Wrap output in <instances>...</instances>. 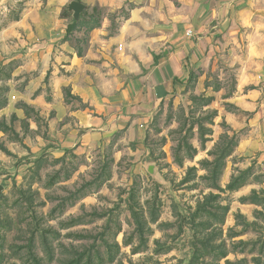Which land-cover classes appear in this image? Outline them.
I'll return each mask as SVG.
<instances>
[{
    "label": "rangeland",
    "instance_id": "374dc122",
    "mask_svg": "<svg viewBox=\"0 0 264 264\" xmlns=\"http://www.w3.org/2000/svg\"><path fill=\"white\" fill-rule=\"evenodd\" d=\"M70 1L0 0V264H264V0Z\"/></svg>",
    "mask_w": 264,
    "mask_h": 264
},
{
    "label": "crops",
    "instance_id": "0c3cea01",
    "mask_svg": "<svg viewBox=\"0 0 264 264\" xmlns=\"http://www.w3.org/2000/svg\"><path fill=\"white\" fill-rule=\"evenodd\" d=\"M213 1L217 2V0H213ZM229 1L230 0H227V3H229ZM232 2L233 3L235 2L236 4H241L244 2V0H232ZM227 5H225V8L223 7L222 12L225 11V9L227 8ZM218 13L216 12V9H213V11H212L213 16L218 14ZM202 42L203 41L201 40L200 45H202ZM198 48H195V46L190 45V44H183L180 47V49L177 50L175 53H173L171 56L165 57L164 61L169 66L170 70H172L173 75L178 76L181 80L188 78L189 68H188V62H187V55L191 51L192 52L191 62L196 63V61L198 60V56L196 54V52H198L197 51ZM164 54H166V53H164ZM162 92L164 93V90H162Z\"/></svg>",
    "mask_w": 264,
    "mask_h": 264
},
{
    "label": "water",
    "instance_id": "95a60500",
    "mask_svg": "<svg viewBox=\"0 0 264 264\" xmlns=\"http://www.w3.org/2000/svg\"><path fill=\"white\" fill-rule=\"evenodd\" d=\"M68 9L73 11V19L79 20L82 12L86 9V4L79 0H72L68 4ZM3 186L0 185V197L2 196Z\"/></svg>",
    "mask_w": 264,
    "mask_h": 264
},
{
    "label": "trees",
    "instance_id": "16d2710c",
    "mask_svg": "<svg viewBox=\"0 0 264 264\" xmlns=\"http://www.w3.org/2000/svg\"><path fill=\"white\" fill-rule=\"evenodd\" d=\"M81 17V16H80ZM78 20H72V23H70L69 24V26H68V31H70V30H72L73 29V27H74V25L76 24V22H77Z\"/></svg>",
    "mask_w": 264,
    "mask_h": 264
}]
</instances>
